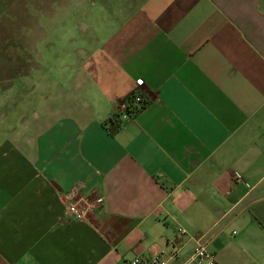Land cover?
<instances>
[{
	"label": "crops",
	"instance_id": "0c3cea01",
	"mask_svg": "<svg viewBox=\"0 0 264 264\" xmlns=\"http://www.w3.org/2000/svg\"><path fill=\"white\" fill-rule=\"evenodd\" d=\"M88 1L0 72V264H235L227 233L264 237V0Z\"/></svg>",
	"mask_w": 264,
	"mask_h": 264
},
{
	"label": "rangeland",
	"instance_id": "374dc122",
	"mask_svg": "<svg viewBox=\"0 0 264 264\" xmlns=\"http://www.w3.org/2000/svg\"><path fill=\"white\" fill-rule=\"evenodd\" d=\"M82 0H0V43L7 46L6 54L11 61L16 56V61H23L22 65H12V75L33 73L38 74L41 68L40 57L37 52L32 51V45L36 41L48 37L52 42L62 41L64 34L57 30L61 25H76L81 19L80 13H75L78 2ZM87 2V0H84ZM90 1V0H89ZM88 1V2H89ZM67 2L69 5H67ZM87 5V3H86ZM65 7V8H64ZM73 9L72 14H62L66 8ZM53 28V31H48ZM77 34V33H76ZM75 34V35H76ZM21 46V49L18 48ZM33 55L28 61V55ZM4 64V63H3ZM1 64L0 72L3 71ZM23 75V76H27ZM3 75V74H2ZM25 86H28V78L23 79ZM11 82H3L2 86H8ZM24 87H22L23 89ZM236 234L227 233L225 251L232 248L236 253L235 264H264V237L251 240L246 243H234Z\"/></svg>",
	"mask_w": 264,
	"mask_h": 264
},
{
	"label": "built area",
	"instance_id": "2783aa9c",
	"mask_svg": "<svg viewBox=\"0 0 264 264\" xmlns=\"http://www.w3.org/2000/svg\"><path fill=\"white\" fill-rule=\"evenodd\" d=\"M122 113L125 114L127 111V106L121 104ZM235 179L242 180L238 173H235ZM79 199L69 200L64 206L63 219L74 218L77 221H85L88 207L82 204ZM183 228L177 229V239L185 234ZM173 254L166 257L163 254L153 255L149 258H139L133 257L129 260L128 264H168V260ZM179 264H219L214 252L209 250L206 245L198 243L190 252V254L185 257Z\"/></svg>",
	"mask_w": 264,
	"mask_h": 264
},
{
	"label": "trees",
	"instance_id": "16d2710c",
	"mask_svg": "<svg viewBox=\"0 0 264 264\" xmlns=\"http://www.w3.org/2000/svg\"><path fill=\"white\" fill-rule=\"evenodd\" d=\"M6 45H4L3 43H0V58L1 57L2 58H6L5 61H0V70H1V64L4 63L3 64V66H4L3 70H5L7 72H11L12 69H13L12 65H13V67H15V66H14L13 61H11V57H8L7 54H6V48H7ZM117 128H118V124L114 120H112L110 122V127H109L110 132L111 133L115 132L117 130Z\"/></svg>",
	"mask_w": 264,
	"mask_h": 264
}]
</instances>
